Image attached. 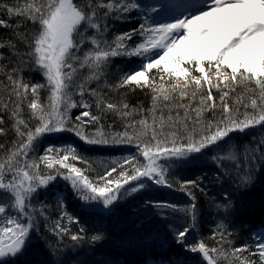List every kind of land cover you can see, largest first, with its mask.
<instances>
[{
	"label": "snow or ice",
	"instance_id": "1",
	"mask_svg": "<svg viewBox=\"0 0 264 264\" xmlns=\"http://www.w3.org/2000/svg\"><path fill=\"white\" fill-rule=\"evenodd\" d=\"M160 7L141 0H0V28L9 30L0 36V264L22 254L33 234L53 264H82L80 250L107 239L102 228L89 235L68 211L69 190L92 213H110L130 197L162 219L182 213L163 237L153 236L164 250L174 243L201 264H264V226L237 246L239 231L229 223L244 210L238 196L264 173V0H204L192 5L196 11L157 23ZM132 20L137 26L117 29ZM115 58L138 63L113 78ZM137 89L150 97L148 108L128 102ZM73 109H80L75 117ZM109 115L121 131H111L113 124L105 131ZM62 133L87 146L136 151L92 176L93 163L75 145L41 151L46 136ZM236 134L248 139L238 143ZM202 163L216 169L210 179L172 178ZM58 180L66 189L55 191L54 218L40 195ZM205 180L228 182L233 192L214 204L224 218L212 235L189 241L198 224L195 191L208 194ZM153 187L176 188L191 202L152 199L145 193ZM150 264L188 262L173 255Z\"/></svg>",
	"mask_w": 264,
	"mask_h": 264
},
{
	"label": "trees",
	"instance_id": "2",
	"mask_svg": "<svg viewBox=\"0 0 264 264\" xmlns=\"http://www.w3.org/2000/svg\"><path fill=\"white\" fill-rule=\"evenodd\" d=\"M141 2L149 5L147 0H141ZM137 24V20L118 23L117 29L126 31L137 26ZM8 33V29L0 28V36H6ZM137 63L136 58H132L131 60L115 58L113 66L110 69L112 77L114 78L118 75L121 69H126ZM32 77L35 80L42 79L39 74L35 73L32 74ZM213 92L215 95V90ZM127 100L131 105L142 104L144 108L150 106V97L139 89L135 92H128ZM79 112L80 109H73L71 115L75 117ZM103 123L105 124V131H109L107 128L109 124H113V128L110 129L111 131L122 130L117 117L109 115ZM87 130L95 131V128L89 126ZM60 137H63L62 139L73 140L75 146L93 163L96 171L90 173L92 176H95L97 172L104 171L105 168L111 167L113 160H121L123 157L134 154L136 151L135 148L125 145L112 147L87 146L70 133L46 136L41 141V151H43V147L48 143L56 141ZM236 137L238 143H242L248 139L247 135L240 136L236 134ZM12 138L13 134L9 132L7 139L11 140ZM4 140L5 137H0V142H4ZM78 166H80L79 163ZM215 170L210 163H202L187 167L179 171L172 178L192 179L201 173H207L210 179ZM203 186L207 189L208 194L205 195L200 191H195L198 205V224L195 232L189 234V241L201 238L208 239L212 235L216 225L224 218V215L218 212L214 204L221 202V195L224 191L233 192V188L228 182L217 184L215 182L209 183L208 180H205ZM65 189V182L58 180L54 189L40 195V200L49 204V212L54 218L60 214L56 207L55 191ZM145 195L155 200H163L180 206H187L191 202L184 192L176 188L153 187ZM238 199L242 203L244 210L234 221H229V223L231 228L239 231V235L235 237V243L237 246H240L245 243H251L252 235H254L253 230H257L264 224V173L258 177L255 186L249 192L239 195ZM138 205L139 200L133 201L130 197L128 201L117 205L110 213L107 210H98L97 214L83 210L80 202L72 199L71 191H68V211L80 217L81 223L88 228L89 235L101 228L106 231L107 235V239L103 242L95 246H85L80 250L79 259L82 261V264H150V261L167 259L173 255L183 256L188 264H201L198 254L185 252L174 243L170 244L167 250H164L159 247L158 243L152 242L153 236L157 233L163 237L167 232L166 225L173 222L175 215H183L182 213L170 215L166 220L160 216L153 215ZM241 223L250 225V228L238 229L237 225ZM71 227L75 231L78 226L72 225ZM45 229L46 226H43L41 231L47 235ZM149 233L152 235H149ZM48 238L52 239L51 237ZM208 243L213 244L214 242L209 239ZM53 260L54 257L49 254L45 244L36 234H33L31 242L24 252L14 259H9L8 264H53Z\"/></svg>",
	"mask_w": 264,
	"mask_h": 264
},
{
	"label": "rangeland",
	"instance_id": "3",
	"mask_svg": "<svg viewBox=\"0 0 264 264\" xmlns=\"http://www.w3.org/2000/svg\"><path fill=\"white\" fill-rule=\"evenodd\" d=\"M194 3H198L200 6H202L204 0H164V1L158 0L159 5L157 3L155 5L157 7L164 5L165 7H160V13L159 15H157V19H156V14H153L154 19L156 20L157 23L168 22L177 16H181V14H186L188 11H196L197 9L192 7ZM48 144L75 145V142L71 139H61V140L58 139L56 141H51Z\"/></svg>",
	"mask_w": 264,
	"mask_h": 264
}]
</instances>
